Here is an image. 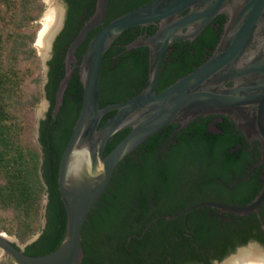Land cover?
Here are the masks:
<instances>
[{
    "label": "water",
    "instance_id": "obj_1",
    "mask_svg": "<svg viewBox=\"0 0 264 264\" xmlns=\"http://www.w3.org/2000/svg\"><path fill=\"white\" fill-rule=\"evenodd\" d=\"M39 233L0 264H264V0H46Z\"/></svg>",
    "mask_w": 264,
    "mask_h": 264
},
{
    "label": "trees",
    "instance_id": "obj_2",
    "mask_svg": "<svg viewBox=\"0 0 264 264\" xmlns=\"http://www.w3.org/2000/svg\"><path fill=\"white\" fill-rule=\"evenodd\" d=\"M43 1L0 0V232L22 245L39 233L47 191L34 138L43 75L33 45Z\"/></svg>",
    "mask_w": 264,
    "mask_h": 264
},
{
    "label": "rangeland",
    "instance_id": "obj_3",
    "mask_svg": "<svg viewBox=\"0 0 264 264\" xmlns=\"http://www.w3.org/2000/svg\"><path fill=\"white\" fill-rule=\"evenodd\" d=\"M43 2H44V9H45L46 0H44ZM43 12H44V11H43ZM42 14H43V13H42ZM41 16H42V15H41ZM35 25L38 27V32H39V30L42 29V25H41V23H40V18L38 19V21L36 22ZM38 32H37V33H38ZM33 46H34V45H33ZM34 49H35V51H36V47H34ZM36 53H37V51H36ZM37 56H38V54H37ZM39 61H40V59H39ZM40 65H41V63H40ZM41 69H42V67H41ZM42 75H43V71H42ZM43 80H44V76H43ZM41 101H42V100H41ZM41 101H40V103H41ZM40 103H39V104H40ZM39 104H38V105H39ZM38 105H37V106H38ZM37 106H36V107H37ZM36 107H35V109H36ZM35 109H34V122L36 121V112H35ZM34 138H35V137H34ZM8 219H10V218H8ZM40 224H41V221H40ZM1 233L5 234L6 237H9V238H10V237H15L14 235L8 234L7 232H0V234H1ZM36 235H37V234H36ZM36 235H35V236H36ZM35 236H34V237H35ZM15 238H16V237H15ZM32 238H33V237H32ZM16 241H17V243H18L20 246H24V245L20 244V243L18 242L17 239H16Z\"/></svg>",
    "mask_w": 264,
    "mask_h": 264
}]
</instances>
